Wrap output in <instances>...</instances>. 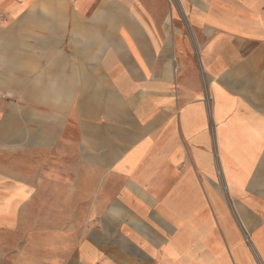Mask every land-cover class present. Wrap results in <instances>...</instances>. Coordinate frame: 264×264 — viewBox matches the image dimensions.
Wrapping results in <instances>:
<instances>
[{
  "label": "crops",
  "instance_id": "0c3cea01",
  "mask_svg": "<svg viewBox=\"0 0 264 264\" xmlns=\"http://www.w3.org/2000/svg\"><path fill=\"white\" fill-rule=\"evenodd\" d=\"M0 264H264V0H0Z\"/></svg>",
  "mask_w": 264,
  "mask_h": 264
},
{
  "label": "built area",
  "instance_id": "2783aa9c",
  "mask_svg": "<svg viewBox=\"0 0 264 264\" xmlns=\"http://www.w3.org/2000/svg\"><path fill=\"white\" fill-rule=\"evenodd\" d=\"M71 3H74L76 0H69Z\"/></svg>",
  "mask_w": 264,
  "mask_h": 264
}]
</instances>
